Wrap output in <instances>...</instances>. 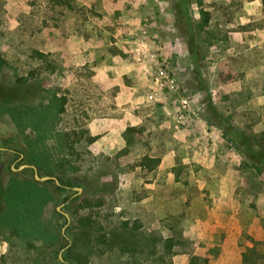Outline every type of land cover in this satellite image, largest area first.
Returning <instances> with one entry per match:
<instances>
[{
	"label": "rangeland",
	"instance_id": "obj_1",
	"mask_svg": "<svg viewBox=\"0 0 264 264\" xmlns=\"http://www.w3.org/2000/svg\"><path fill=\"white\" fill-rule=\"evenodd\" d=\"M65 1L0 0V264L264 256V0Z\"/></svg>",
	"mask_w": 264,
	"mask_h": 264
},
{
	"label": "trees",
	"instance_id": "obj_2",
	"mask_svg": "<svg viewBox=\"0 0 264 264\" xmlns=\"http://www.w3.org/2000/svg\"><path fill=\"white\" fill-rule=\"evenodd\" d=\"M59 4L62 5H67V2L65 0H57ZM62 104V103H61ZM60 104V105H61ZM210 113L213 114L215 116V118H218L220 116V114L216 111L215 108L212 107V103L210 102ZM61 110L63 111V105L61 107ZM41 123V121L39 122ZM94 138H90V143L94 142ZM248 157L250 160H252L255 163H261L262 161H264V151L262 149H259L257 152H253L250 151V153L248 154ZM151 161V160H150ZM50 183H55L56 189L60 194H63L65 192L66 186H72L74 184L73 180H69L68 182H64L61 179L59 180V185L56 184L55 181H49ZM14 187H11L9 189L8 195L6 197V199L9 197V195L11 196H15L16 194L21 193L22 191H27L29 194V197L31 198V201L34 200L37 197L42 196L43 197V202L46 200L47 198V194L46 192L38 189V187L36 186V184H33L31 182H26V183H14ZM14 188V189H13ZM78 194V192L76 193ZM68 200V199H66ZM42 202V205H43ZM41 205V207H42ZM40 210V209H39ZM32 214V213H31ZM36 216V214L34 215ZM59 260H61L59 258ZM195 259H192L191 264H194ZM262 261V262H261ZM264 256L262 254H260L255 248H247L243 253H242V262L243 264H264Z\"/></svg>",
	"mask_w": 264,
	"mask_h": 264
},
{
	"label": "flooded vegetation",
	"instance_id": "obj_3",
	"mask_svg": "<svg viewBox=\"0 0 264 264\" xmlns=\"http://www.w3.org/2000/svg\"><path fill=\"white\" fill-rule=\"evenodd\" d=\"M7 142H5V144H6ZM2 144V142H1V137H0V154H2L1 155V159H0V169H5V167H6V164H7V155L8 154H12L13 153V150L11 149V148H7L6 146H2L1 145ZM4 158V159H3ZM24 165H29V164H24ZM23 166V165H22ZM32 166V165H31ZM36 168V167H35ZM21 170H33L34 171V169L32 168V167H29V168H23V169H21ZM38 172V171H37ZM34 173H35V171H34ZM39 175V174H38ZM48 177H50V176H48ZM53 178V177H52ZM50 181H58V180H56L55 178H54V180H50ZM47 182H49V181H47ZM59 182V181H58ZM57 184V183H56ZM60 184V183H59ZM59 184H57V185H59ZM46 258V259H45ZM44 258V261H51V260H53V258H54V256H53V254H50L49 256H46ZM61 259V258H60Z\"/></svg>",
	"mask_w": 264,
	"mask_h": 264
},
{
	"label": "water",
	"instance_id": "obj_4",
	"mask_svg": "<svg viewBox=\"0 0 264 264\" xmlns=\"http://www.w3.org/2000/svg\"><path fill=\"white\" fill-rule=\"evenodd\" d=\"M29 167H32V168L34 169V171H35V178H36L37 180H40V181H42V182H47V181H50V180H54V178H52V177H40V176L38 175L37 169H36L34 166H31V165H23V166H21V169H23V168H29ZM56 183L59 184L58 181H56ZM79 192H81L80 189H79ZM62 214H64V213H62ZM64 215H65V217L68 218V215H66V214H64ZM45 259H46V258H45Z\"/></svg>",
	"mask_w": 264,
	"mask_h": 264
},
{
	"label": "clouds",
	"instance_id": "obj_5",
	"mask_svg": "<svg viewBox=\"0 0 264 264\" xmlns=\"http://www.w3.org/2000/svg\"><path fill=\"white\" fill-rule=\"evenodd\" d=\"M258 2H259V0H257V3ZM6 250H7V245L6 244L3 246V248H0V252H4Z\"/></svg>",
	"mask_w": 264,
	"mask_h": 264
}]
</instances>
